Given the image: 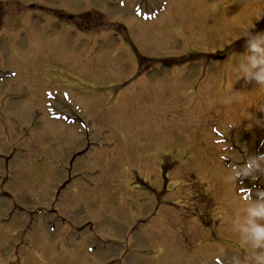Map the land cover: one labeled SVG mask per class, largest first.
Instances as JSON below:
<instances>
[{
  "label": "rangeland",
  "instance_id": "1",
  "mask_svg": "<svg viewBox=\"0 0 264 264\" xmlns=\"http://www.w3.org/2000/svg\"><path fill=\"white\" fill-rule=\"evenodd\" d=\"M263 18L264 0H0V264H262L224 152L264 139ZM77 118L104 145L71 163Z\"/></svg>",
  "mask_w": 264,
  "mask_h": 264
},
{
  "label": "flooded vegetation",
  "instance_id": "2",
  "mask_svg": "<svg viewBox=\"0 0 264 264\" xmlns=\"http://www.w3.org/2000/svg\"><path fill=\"white\" fill-rule=\"evenodd\" d=\"M139 69V66L137 67V71L135 72V76L136 78L138 77H142L141 76V72L138 71ZM259 210H261V221L264 222V205H260V207L258 208ZM220 213H223L224 214V209L223 208H220ZM246 222V223H245ZM259 222H260V219L254 217V218H248L247 220L246 219H243V222H242V226L244 227V230L239 228V234H244L242 236H240V238H243V236H247L245 237L246 240L248 242H252V243H258L260 241V239L262 237H260V232H259ZM264 235V233H263ZM259 264V263H257ZM262 264H264V257L262 259Z\"/></svg>",
  "mask_w": 264,
  "mask_h": 264
},
{
  "label": "bare ground",
  "instance_id": "3",
  "mask_svg": "<svg viewBox=\"0 0 264 264\" xmlns=\"http://www.w3.org/2000/svg\"><path fill=\"white\" fill-rule=\"evenodd\" d=\"M16 77V76H15Z\"/></svg>",
  "mask_w": 264,
  "mask_h": 264
}]
</instances>
